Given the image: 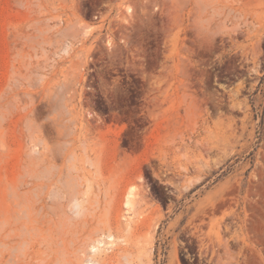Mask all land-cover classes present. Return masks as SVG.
<instances>
[{
  "label": "rangeland",
  "instance_id": "rangeland-1",
  "mask_svg": "<svg viewBox=\"0 0 264 264\" xmlns=\"http://www.w3.org/2000/svg\"><path fill=\"white\" fill-rule=\"evenodd\" d=\"M88 263L264 264V0H0V264Z\"/></svg>",
  "mask_w": 264,
  "mask_h": 264
},
{
  "label": "bare ground",
  "instance_id": "bare-ground-1",
  "mask_svg": "<svg viewBox=\"0 0 264 264\" xmlns=\"http://www.w3.org/2000/svg\"><path fill=\"white\" fill-rule=\"evenodd\" d=\"M127 11H128V12H131L130 7H127ZM122 19L126 20L125 18H122ZM90 31H91V29L87 27V29H85V31H84V34H87V33H89ZM131 196H132V193H131V192L128 193V195L126 196V201H125V204H126L130 209L133 208V206H134V204H135V202H134V200H133V198H132ZM110 228H111V227H110ZM98 243H99V242H98ZM92 249H94V251H97V250H98V248H96V247H94V246H92ZM88 264H89V263H88Z\"/></svg>",
  "mask_w": 264,
  "mask_h": 264
}]
</instances>
